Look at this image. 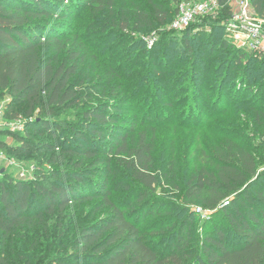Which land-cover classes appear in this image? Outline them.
Returning a JSON list of instances; mask_svg holds the SVG:
<instances>
[{"label":"trees","instance_id":"obj_1","mask_svg":"<svg viewBox=\"0 0 264 264\" xmlns=\"http://www.w3.org/2000/svg\"><path fill=\"white\" fill-rule=\"evenodd\" d=\"M52 1L61 2L49 8ZM69 1L30 0L29 5H21L0 0V94L10 96L5 117L14 121L25 118V131L13 133L15 142L11 144L0 139V152L28 157L46 151V161L51 165L50 170L38 171L29 179L7 176L0 181V246L5 239L9 246L8 251L0 249V264H36L44 260L47 264H264V188L254 190V182L264 178V172L259 171L255 154L231 137H224L213 147V170L203 166L190 176L184 197L186 202H199L222 216L238 244L230 245L224 232L216 228L214 235L207 234L202 241L192 243L181 237L183 227L174 236L176 241H170L163 250L159 249L163 240L151 238L147 228L142 227L146 214L152 216L155 210L148 208V192L136 198L133 194L137 187L149 190L158 183L153 172L154 144L148 130L139 131L129 146L123 123L133 125L135 121L122 116L130 101L128 94L90 104L96 84L84 92L83 79L78 83L72 80L86 59L82 38L75 34V40L68 45L66 34L45 33L36 22L54 16L56 11V21H63L75 11L69 9ZM94 1L112 8L115 0ZM185 1L188 0H181L180 4ZM216 1L219 12L203 20L212 27L225 28L223 22L230 15L229 0ZM250 3L255 14L264 20V0ZM159 17V23L165 24V16ZM136 18L137 29L145 28V16L136 14ZM154 24L148 27L153 28ZM189 27L181 32L187 35ZM202 27L198 25L197 31H203ZM219 36V44L211 45V64L218 57L223 60L211 71L218 89L227 82L230 72L240 68V75L254 81L257 90L264 94V53L256 55L234 48L231 41ZM173 39L174 36L166 35L152 49L136 54V60L147 57L146 82L135 77L138 72L129 74L125 70L130 60H116V68L106 70L109 79L116 77L119 82L111 86L110 92L114 95L123 88L128 93L133 87L153 99L159 93L166 95L165 88L182 83L187 72L193 81L194 60L189 62L190 71L169 75L156 64L155 52L161 45L164 55H175L178 45L193 53L186 38L180 44ZM233 48L235 51L230 52ZM220 51V56L214 55ZM126 81L134 85H125ZM237 95L230 99L232 104H238L241 96ZM70 109L77 110L73 117L76 122L58 120L63 116L60 113ZM36 110L39 113L34 116ZM237 110L248 112L254 126L260 128L264 149V101L257 105L244 100ZM120 165L129 177L119 176ZM97 197V211L105 208L104 215L85 225L79 220L75 232L70 234L75 222L71 208L78 209ZM166 226L172 225L166 221ZM67 248L70 253L63 251Z\"/></svg>","mask_w":264,"mask_h":264},{"label":"rangeland","instance_id":"obj_2","mask_svg":"<svg viewBox=\"0 0 264 264\" xmlns=\"http://www.w3.org/2000/svg\"><path fill=\"white\" fill-rule=\"evenodd\" d=\"M29 1L8 0L9 4L17 2L21 5L28 4ZM60 2L52 1L48 7L55 8ZM180 2L181 0H115L112 8H107L106 5H100L94 0H70L68 3L70 8H68L70 10L73 8L75 11L63 21H56V14H59L56 11L54 16L42 18L36 22L46 30L45 33L54 31L56 34H66L68 45L75 40L73 38L75 34H79L82 38L86 48V59L78 75L72 80L78 83L80 79H83L84 92L91 90V84H96L92 88L94 95L90 104L107 99L113 100L117 95L120 98L123 94H128L126 97L131 103L129 101L125 106L122 116L129 121L134 118L135 121L133 125L129 122L123 123V131L127 133L129 146L133 139L137 138L139 131L148 130L147 135L154 144L153 172L157 176L158 183L149 190L137 187L133 195L136 198L140 193L148 192V208L154 209L155 212L152 216L146 214L142 227L147 228L151 238L157 241L163 240L159 249H167L170 241L175 239L174 236L178 235L183 227L180 235L189 242H200L207 234L214 235L216 228L224 232L230 245H235L238 244V240L230 232L222 216L215 215L199 202L185 201L186 183L190 176L197 174L203 166L213 170L215 162L213 147L223 142L224 137H231L245 144L255 154L259 171L264 172L261 130L254 126L248 112L245 114L237 110V105L239 106V103L244 100L251 104H261L264 101V94L257 90V84L254 81L240 75L238 71L240 68L230 72L231 75L226 80L228 83L226 82L222 88L218 89L215 81L211 79V71L223 60L218 57L217 61L211 64V45L219 44L216 39L220 34L219 37L231 41L234 48L241 47L238 46L233 34L224 33L226 28L212 27L203 18H197L192 22L187 35L174 29L172 22ZM58 11H60L59 8ZM136 14H142L146 18L144 22L147 25L141 30L137 29L139 21ZM159 16H165V24L159 23ZM151 23H155L153 28L148 27ZM198 25H203V31H197ZM211 32L214 33L211 34ZM166 35L174 36V42L179 44L186 38L189 51L193 53H188L186 48L177 44L180 48H176L175 55H169L170 53L164 55L161 45L155 52L158 68L166 69V75L178 73L184 69L190 71L192 66L189 62L194 60L196 65V71L192 69L194 80L189 79L187 76L189 72H187L182 83L165 88L166 95L159 93L153 99L145 96L146 92L136 91L133 87L128 93L122 88L120 89L122 93L117 90L113 95L110 88L117 86L119 82L116 77L109 79L106 70L116 68V60L124 59V62L130 60L128 62L130 66L125 70L129 74L138 72L139 74L135 77H141L146 82L147 57L144 55L136 60L135 56L138 51L152 49L156 42ZM234 48L230 52H234ZM222 52L214 55L220 56ZM255 53L259 55L264 51ZM46 54L50 56V53ZM61 57L62 55L59 59ZM177 58L179 59L176 60ZM220 74L223 76L224 69ZM143 81L139 84L141 85ZM125 85L134 84L126 81ZM102 87H105L103 92L100 91ZM235 94L241 96L237 105L232 104L233 101H231V98H236ZM9 101V95L0 94V139L11 144L15 142L13 133L22 134L25 131V118L14 121L5 117ZM76 111L70 109L60 113L63 116H60L58 120L76 122L73 118ZM38 113L36 110L33 115ZM48 156L49 152L46 151L34 152L28 157H17L9 152H0V181H4L7 176L17 178L21 175L29 179L38 171L50 170L51 165L45 158ZM119 167V176L129 177L126 169L121 165ZM254 183V190L264 188L263 177ZM99 201L97 197L85 202L78 209L71 208L70 215L71 218L75 217V222L70 234L75 232L79 220L85 225L104 215L105 208L97 211L96 204ZM166 221L172 226H166ZM7 241L8 239L2 241L3 245L0 249L9 250ZM63 251L71 252L69 248ZM45 262L44 260L36 264H47ZM81 264H87V262Z\"/></svg>","mask_w":264,"mask_h":264},{"label":"built area","instance_id":"obj_3","mask_svg":"<svg viewBox=\"0 0 264 264\" xmlns=\"http://www.w3.org/2000/svg\"><path fill=\"white\" fill-rule=\"evenodd\" d=\"M229 6L230 15L224 24L227 34H233L238 46L243 49L264 51V20L255 14L250 0H229ZM218 10L220 6L216 0L182 2L172 27L178 31L185 30L197 18L215 15Z\"/></svg>","mask_w":264,"mask_h":264}]
</instances>
